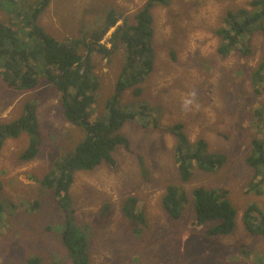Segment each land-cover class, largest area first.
Here are the masks:
<instances>
[{
    "label": "rangeland",
    "instance_id": "374dc122",
    "mask_svg": "<svg viewBox=\"0 0 264 264\" xmlns=\"http://www.w3.org/2000/svg\"><path fill=\"white\" fill-rule=\"evenodd\" d=\"M14 1L25 14L39 0ZM148 1L50 0L38 24L63 42L99 28L110 10L135 23V16ZM250 1L169 0V4L152 8L155 68L140 85L142 94L127 90L122 105H149L160 128L144 127L139 120L127 123L121 132L129 138L130 147L116 149V164L77 171L70 189L78 228L91 239V264H264V239L250 235L243 222L251 205L264 211V196L250 189L254 171L248 163L253 139L264 143V91L257 93L252 81L264 56V33L256 34L251 46L241 44L242 51L234 50L228 56L218 52L222 39L217 34L226 14L249 7ZM0 24L15 30L26 27L22 18L1 9ZM121 24L119 21L116 27ZM116 27L102 41L108 48ZM93 65L101 83L90 110V120L96 122L106 114L105 104L122 74L124 48L109 58L94 55ZM30 101L37 106L39 155L32 161L21 160L28 146L25 133L8 139L0 153L1 200L5 205L0 264H26L34 256L45 263L69 264L61 241L65 213L53 190L42 188L35 179L52 173L57 162L73 154L85 131L66 121L61 95L44 77L33 91L16 90L0 79V126L17 120ZM144 113L153 118L151 111ZM179 123L184 124L192 142L203 138L209 152L224 153L228 157L225 166L213 173L195 169L189 182L181 181L174 158L176 140L166 130ZM170 185L184 189L190 199L176 222L162 207ZM199 187L226 194L237 211L232 234L209 236L206 231L214 224L194 225L192 192ZM131 197L137 199L136 212L144 215L145 222L125 216ZM36 202L39 206L34 207Z\"/></svg>",
    "mask_w": 264,
    "mask_h": 264
},
{
    "label": "trees",
    "instance_id": "16d2710c",
    "mask_svg": "<svg viewBox=\"0 0 264 264\" xmlns=\"http://www.w3.org/2000/svg\"><path fill=\"white\" fill-rule=\"evenodd\" d=\"M49 3L50 0H39L37 6L31 7L24 14L17 9L16 1L0 0L1 10L10 16L22 18L26 23L23 30L0 24V79L16 90L33 91L39 85L40 78L44 77L60 93L66 121L85 131L84 140L78 143L73 154H68L67 158L57 162L52 173L35 181L42 188L53 190L57 205L65 213L61 241L69 254V264H91V239L78 228L79 223L70 196L74 175L77 171L94 170L102 163L115 165L116 149L119 146L130 147L129 138L121 132L127 123L139 120L144 127L160 128V120L153 116V109L149 105L140 103L123 106L122 96L131 89L136 96H140L143 91L140 85L154 71L155 31L151 10L157 4H169V0H149L135 16V23L121 15L116 16V11L110 10L99 28L63 42L38 24L39 16ZM119 21L122 24L116 27ZM224 21V26L217 31L222 39L218 52L228 56L234 50L242 51L241 44L247 42L251 46L252 38L256 34L264 33V0H252L249 7L229 11ZM114 27L116 29L109 38L111 48H108L102 41ZM82 47L86 55L83 54ZM121 47L125 50L122 74L114 94L105 104L106 114L92 122L90 110L97 102V92L101 86L99 77L94 73L93 56L109 58ZM252 81L257 93L264 91V87L256 90L257 86H264V56L252 74ZM147 110L151 111L152 119L144 113ZM166 130L176 140L174 158L181 181L189 182L195 169L213 173L227 163L228 157L224 153L209 152V144L205 139L192 142L185 132L184 124H175ZM23 133L28 136V146L23 151L21 160L32 161L39 155L41 145L35 101L24 105L23 114L17 120L0 126V153L8 139H18ZM139 162L143 167L141 156ZM248 163L254 171L250 189L254 194L264 196V143L258 138L253 139ZM143 174L147 176L148 172L143 169ZM2 186L0 182V225L5 213V205L1 200ZM192 199L194 225L201 227L214 224L206 231L209 236H227L234 232L237 211L225 193L199 187L192 192ZM188 203L190 199L184 189L172 185L167 187L162 207L171 221L176 222L181 218ZM130 204L131 207L124 210L125 216L130 220L145 222L144 215L136 212L137 199L131 197ZM37 205L39 206L36 202L34 207ZM243 222L250 235L264 239V211L260 207L251 205L244 213ZM26 264L64 263H45L41 257L34 256Z\"/></svg>",
    "mask_w": 264,
    "mask_h": 264
},
{
    "label": "bare ground",
    "instance_id": "6f19581e",
    "mask_svg": "<svg viewBox=\"0 0 264 264\" xmlns=\"http://www.w3.org/2000/svg\"><path fill=\"white\" fill-rule=\"evenodd\" d=\"M172 101V100H171Z\"/></svg>",
    "mask_w": 264,
    "mask_h": 264
}]
</instances>
